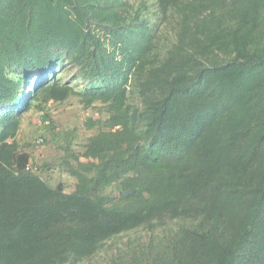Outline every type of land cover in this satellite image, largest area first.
<instances>
[{
    "label": "trees",
    "instance_id": "trees-1",
    "mask_svg": "<svg viewBox=\"0 0 264 264\" xmlns=\"http://www.w3.org/2000/svg\"><path fill=\"white\" fill-rule=\"evenodd\" d=\"M70 96L106 118L86 161L66 147L67 192L16 135ZM140 229L105 264H264V0H0V264H79Z\"/></svg>",
    "mask_w": 264,
    "mask_h": 264
},
{
    "label": "rangeland",
    "instance_id": "rangeland-1",
    "mask_svg": "<svg viewBox=\"0 0 264 264\" xmlns=\"http://www.w3.org/2000/svg\"><path fill=\"white\" fill-rule=\"evenodd\" d=\"M62 81H69L76 88H82L85 81L79 78L75 68L67 67L61 75ZM130 101L139 103L140 97L133 96ZM106 118V111L101 102L84 105L77 96H70L63 102L38 103L21 115L20 128L16 135L19 150L29 155L30 169L37 172L51 186L61 184L65 191L74 189L76 178L65 165V149L81 161L87 158L81 153L87 138L98 130L97 119ZM40 139V141H38ZM75 164L74 158L67 157ZM106 192L118 193L115 184L106 187ZM149 235L145 229L119 234L107 240L98 254L79 264H105L119 249L128 242Z\"/></svg>",
    "mask_w": 264,
    "mask_h": 264
},
{
    "label": "built area",
    "instance_id": "built-area-1",
    "mask_svg": "<svg viewBox=\"0 0 264 264\" xmlns=\"http://www.w3.org/2000/svg\"><path fill=\"white\" fill-rule=\"evenodd\" d=\"M38 141H40V139H38ZM26 168H27V169H28V168H30V165H29V163L27 164Z\"/></svg>",
    "mask_w": 264,
    "mask_h": 264
}]
</instances>
